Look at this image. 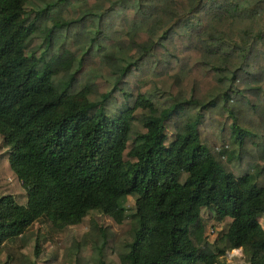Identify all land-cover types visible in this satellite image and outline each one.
Returning a JSON list of instances; mask_svg holds the SVG:
<instances>
[{"label":"trees","instance_id":"trees-1","mask_svg":"<svg viewBox=\"0 0 264 264\" xmlns=\"http://www.w3.org/2000/svg\"><path fill=\"white\" fill-rule=\"evenodd\" d=\"M0 145V255L131 195L98 264H264V0H0ZM202 208L230 219L211 244Z\"/></svg>","mask_w":264,"mask_h":264},{"label":"rangeland","instance_id":"rangeland-1","mask_svg":"<svg viewBox=\"0 0 264 264\" xmlns=\"http://www.w3.org/2000/svg\"><path fill=\"white\" fill-rule=\"evenodd\" d=\"M3 148L0 145V151ZM242 166V167H241ZM245 169L247 165H237L234 168ZM19 186V183H18ZM20 188V186H19ZM21 190V188H20ZM22 200L21 192H14ZM125 208L127 217L121 222L116 223L112 218L99 212H91L80 223L67 226L63 229H55L47 222H35L30 229L24 234L22 239H14L7 241L1 248V262L6 259L15 258L25 260L32 252V245L37 238L40 242V250L42 258L38 259L36 264H47L52 258L54 264H76L75 251L78 245L84 248L78 250L81 264H98L97 254L94 251V245H100L103 234L107 237L105 245L108 254H117V250L122 247V244L127 242L129 238L130 215L133 213L134 197L129 195L121 201ZM201 217L203 222V238L209 243L221 235L227 228L230 222L229 218L217 220L205 208L201 209ZM100 226V231L95 229L92 223ZM259 222L264 226V214L259 218ZM127 240V241H126ZM24 244V247L22 246ZM107 260L109 264H117V258L109 255ZM220 263L224 264H248L241 249L227 251L223 256L218 258Z\"/></svg>","mask_w":264,"mask_h":264}]
</instances>
